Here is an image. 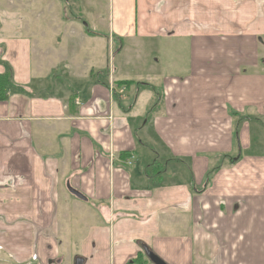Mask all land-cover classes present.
<instances>
[{"label":"crops","instance_id":"crops-1","mask_svg":"<svg viewBox=\"0 0 264 264\" xmlns=\"http://www.w3.org/2000/svg\"><path fill=\"white\" fill-rule=\"evenodd\" d=\"M13 1L0 0L10 2L7 33L0 22V75L10 79L0 100V264H62L61 247L73 239L85 264H127L145 255L144 246L166 264H264V188H255L254 164L264 165V0L86 2L103 28L92 36L107 52L113 36L136 52L150 41L189 47L182 80L148 74L162 90L160 106L143 74L112 82L102 72L107 85L92 83L101 68L93 65L89 25L69 59L53 38L55 1L49 10L21 11ZM80 57L84 73L73 63ZM121 81L135 84L116 87ZM134 121L141 127L134 130ZM145 143L163 147L168 159L160 170L154 152V177L165 182L143 189L145 171L133 168ZM124 152L132 159L122 160ZM231 154L205 180L211 159ZM232 182L253 188L235 191Z\"/></svg>","mask_w":264,"mask_h":264},{"label":"rangeland","instance_id":"rangeland-1","mask_svg":"<svg viewBox=\"0 0 264 264\" xmlns=\"http://www.w3.org/2000/svg\"><path fill=\"white\" fill-rule=\"evenodd\" d=\"M54 1H55L54 2L55 4L52 7V11H53L55 22H53L51 26L55 28L53 32L56 35H54L53 38H60V41L62 42V47H64L63 57L72 59L71 55L73 51L76 49V47H78L81 44L83 34L85 33L84 32L85 27H88L89 25L88 27L89 32H93L95 31V29H103V28H100V27L98 28L92 22V20L88 17L89 16L87 13L88 9L87 7H85L86 2L88 0H54ZM13 2H15L14 3L15 6L20 11L23 9L24 10L31 9V7H33L36 4H38L37 6L39 7L43 4V6H46L45 10L46 9L49 10L50 8V7L47 8L48 6H50L49 0H45L42 3L35 2L33 0H31V2L30 0L29 2L26 0H20V1L14 0ZM9 4L10 2H8V4L0 2V22L4 24L5 33H7L8 31V24H7V20L5 19L7 18L9 14V11H8ZM80 7L83 8V11L81 13H80ZM39 10H37V8L36 9L34 8L31 11L37 13V11ZM31 20H32L31 18H27L25 21H31ZM46 20L50 21L52 19H50L48 16V19ZM18 22L20 23L21 20H18ZM43 25H44L43 27H46L45 24ZM59 31L61 32L60 35H58ZM89 35H90L89 37L93 38V39H90L89 41L92 47L91 49L94 51V57H97V59L95 58L93 60L94 62L93 65L96 68H101L99 69V71H102L107 74H109L110 72V81L112 82L116 81L117 78H123V76L127 77V79L129 80L139 81L141 80V74H143L142 75L143 80L141 81H144L143 83H148L152 85L153 93H156V98L158 99L157 106H160L159 102L161 103V100L163 101V104H164L163 93L160 87H157L156 85L151 84V83L156 84L157 82L155 81L152 82V80H150L149 75H148L149 72L158 70L163 76V78L176 77L179 80H182L187 75V67L184 66V64L187 62V59L190 57V51H189V47L185 46V42H181L176 39L166 40V41L161 40V41H156V42L150 41L138 47L137 52H136L131 42L124 41L122 45L123 47L119 50L120 53L116 55L115 52L117 51L116 50L117 46L116 47L114 46L113 50L112 48H110V50L108 49V52H107V46L105 45L104 40L103 41L99 40L98 38H96L97 36H92L91 33ZM54 41H56V39H54ZM75 44H77V46H75ZM103 54L104 56L106 55V58H102ZM107 59H108V62H107ZM112 59L113 61L111 62ZM83 60L84 58L80 57V59L78 60H73V63H75V65L80 66L78 68L79 72L84 73L87 69H85L84 64H81ZM136 62L137 64H135ZM170 64L172 66H170ZM62 65H59V67H62ZM109 67H110V70H109ZM61 71L62 70L59 68L60 74H62ZM114 72L116 73L113 78ZM72 82L76 85L77 81L75 82L74 80ZM56 91L61 93L64 98H66L70 94L68 89L65 88V85L64 84L61 85L60 83L57 84ZM130 95H133V91L132 93H130ZM142 102H144V100H142ZM145 105H146V100L144 103L140 102L137 111H140V112L144 111ZM140 127H141V124H138V123L135 124V121L133 122L134 130ZM141 132H139V134H136L137 142H140V140H143V136L145 133L141 134ZM254 134L256 135V132L253 133L252 135ZM255 135L253 136L254 142H256V139H257V136ZM161 151H163V147L160 148V147L152 146L151 144H146V143H145V147H139L133 170H136L138 172L140 171L141 174H142L141 171H145L143 175L144 184H140L141 188L145 189L146 185H150L151 183H153V181L165 182V180H158L154 177L155 172H154L153 167H155V161H156L154 152H158L162 156L161 160L158 161V167L161 168L160 170H162L163 168L162 163H165V160L168 159V157H165L164 155L161 154ZM261 152L263 153V151ZM232 153H235L236 155H238V151H233ZM230 157H233V154H231V156H228V157L221 156L216 159L212 158L211 160L212 161L215 160V162L212 163L210 168L207 170L205 180L207 178L209 180L213 178L215 176V172L218 171V169L219 170L222 169L221 168L222 165H224L225 161L226 160L228 161ZM172 163H174L178 167L177 169L178 172L182 173L181 177H185L186 175L189 176L190 173L180 163H175V162H172ZM254 164L256 165V167L259 168L260 173H261V175L260 174L258 175V179L255 185L256 190H258V188L260 189L264 188V165H261L259 167L258 163H254ZM255 173H257V171H255ZM149 178H152V180ZM253 181H256V179H253ZM247 183L248 182H245V184L244 183L238 184V183L232 182L230 183V187H232L235 191L242 190L243 192L246 188H249V187L253 188L251 184L246 185ZM72 241L73 243L71 246L61 247V257L60 258L63 259L62 264H74L75 260L78 257H80L78 256L79 252H78V243H77L79 241L78 239H73ZM92 259L93 257L91 254L90 261Z\"/></svg>","mask_w":264,"mask_h":264},{"label":"trees","instance_id":"trees-1","mask_svg":"<svg viewBox=\"0 0 264 264\" xmlns=\"http://www.w3.org/2000/svg\"><path fill=\"white\" fill-rule=\"evenodd\" d=\"M89 33H91V32H89ZM91 34L94 35L93 33H91ZM113 41L117 46L116 50L119 51L123 47L122 45L124 43V39L119 38L117 36H113ZM101 73H102V71H97V72L92 71L91 72L90 78H91V81L93 84L103 82V81L99 80ZM104 74H106V73H104ZM9 82H10V79H9L8 73H6L4 75H0V100L1 101L4 100L6 95H7V92L9 90V86H10ZM102 84L107 85V83H102ZM133 84H135L134 81H121V82L116 83L117 87H120V88L122 86H126L128 88ZM132 155H133V153L124 152V153H121L119 157L122 160H126V159L131 158ZM127 264H151V262L143 254L142 256L139 255V256H137V258L130 260Z\"/></svg>","mask_w":264,"mask_h":264},{"label":"water","instance_id":"water-1","mask_svg":"<svg viewBox=\"0 0 264 264\" xmlns=\"http://www.w3.org/2000/svg\"><path fill=\"white\" fill-rule=\"evenodd\" d=\"M68 190L71 194H73L74 196H76L79 199L82 200H86L85 196L83 194H81L80 192H78L77 190L73 189L70 185L68 186ZM143 251L146 255V257L148 258V260L152 263V264H166L161 258H159L156 254H154L151 250H149L146 246L143 247ZM74 264H85V260L81 257H78L75 260Z\"/></svg>","mask_w":264,"mask_h":264},{"label":"built area","instance_id":"built-area-1","mask_svg":"<svg viewBox=\"0 0 264 264\" xmlns=\"http://www.w3.org/2000/svg\"><path fill=\"white\" fill-rule=\"evenodd\" d=\"M121 91L123 92L124 90L122 89ZM128 164H130V163L128 162Z\"/></svg>","mask_w":264,"mask_h":264},{"label":"bare ground","instance_id":"bare-ground-1","mask_svg":"<svg viewBox=\"0 0 264 264\" xmlns=\"http://www.w3.org/2000/svg\"><path fill=\"white\" fill-rule=\"evenodd\" d=\"M130 159H132V157Z\"/></svg>","mask_w":264,"mask_h":264}]
</instances>
